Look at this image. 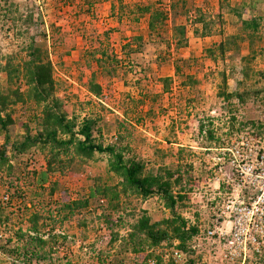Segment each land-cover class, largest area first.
Instances as JSON below:
<instances>
[{
    "label": "rangeland",
    "instance_id": "obj_1",
    "mask_svg": "<svg viewBox=\"0 0 264 264\" xmlns=\"http://www.w3.org/2000/svg\"><path fill=\"white\" fill-rule=\"evenodd\" d=\"M88 1L0 0L1 14L12 10L7 18L0 17V68L11 54L19 59L27 58L22 46L30 40L31 34H37L38 41L48 46L59 82L57 94L69 114L79 115V120L85 115L99 116L103 135L96 132L95 136L105 143L116 141L122 124L119 130L124 135L123 143L131 148V154L146 162L148 169L165 166L176 170L182 165L181 185L175 190L183 187L185 197L178 203L177 211L191 225L199 223L196 225L200 226L199 231L207 228L219 204L230 198L237 188L235 181L230 180L233 170L227 160L229 152L226 151L224 162L219 159L223 155L222 148L230 147L238 134H264V20L252 46L248 40L241 42L239 48L228 50L225 59L215 62L206 55V48L235 33L238 20L225 13L223 34L204 38L195 34L196 25L191 21L199 9L216 16L219 0H161L171 13L183 9L188 13L177 18L172 13L168 31L153 38L148 33L147 15L135 22L125 15L119 21V0L98 1L92 8ZM237 1L241 0L232 2ZM113 3L117 16L113 15ZM131 3L152 8L160 4L158 0H122L126 7ZM127 11L130 12V8ZM31 14L32 21L28 20ZM253 14H264V0H258L256 7H247L244 18ZM175 19L187 28L188 46L179 49L170 31ZM133 36L143 37L138 51L137 40L132 41V47L126 45ZM102 46L107 47L109 54L117 55L118 68L112 76L103 72L104 65L98 61L100 53H94L96 47ZM251 51L255 55L243 59ZM177 66L185 75H193L197 83L192 87L183 85L186 76L178 75ZM223 70H226L228 91L244 94V102L237 97L226 102L220 96L224 87ZM93 71L103 86L100 97H95L87 87ZM122 74H127L129 84ZM156 76H172L171 90L164 92ZM6 78V72L0 69L2 85ZM36 109L32 103H19L10 108L14 133L24 131V123ZM3 142L0 136V145ZM9 155L15 169L11 175L8 171L0 174V221H3L0 232L12 228L26 233L23 241H18L21 252L22 246L28 245V250L35 249V254L47 256L40 260L41 264H142L147 262L148 256L157 258L164 252L163 246L149 254L126 251L123 238L144 211L154 221L170 216V210L158 196L147 200L123 197L124 203L116 209L115 202L112 206L94 198L88 204L85 202L92 193L94 178L118 184L119 178L108 171L105 156L97 155L78 172L53 175L41 189L33 184V171L46 168L44 152L39 149L26 155L16 156L12 152ZM219 164L226 174L219 171ZM178 175L175 173V178ZM51 186L55 187L53 194H50ZM24 191L22 198L20 192ZM41 191L43 196L39 195ZM5 196L8 199H4ZM35 214L39 216L38 224L46 241L40 247L28 244ZM208 219L210 223L205 225ZM193 246H197L196 249ZM191 247L196 264H264V250L261 255L251 254L245 262H228L220 255L224 249L222 243L198 234ZM5 258L10 264L22 263V259L13 262L14 256L5 255ZM33 261L37 264L38 260L33 258Z\"/></svg>",
    "mask_w": 264,
    "mask_h": 264
},
{
    "label": "trees",
    "instance_id": "obj_2",
    "mask_svg": "<svg viewBox=\"0 0 264 264\" xmlns=\"http://www.w3.org/2000/svg\"><path fill=\"white\" fill-rule=\"evenodd\" d=\"M101 3L103 0H89L90 8L95 6V3ZM120 1V10L118 12L119 21L123 17H131L132 21H138L142 16H148V33L150 38L158 37L162 33L168 31V20L171 14L187 15L188 10L183 9L181 12L163 7L161 0L157 8L151 5L137 6L136 4H128V7ZM233 0H219V7L216 16H210L206 12L199 9L198 14L191 21L195 26V34L199 37H210L214 34H223L224 14L234 16L238 20L237 31L233 34L223 37L220 42H214L212 46L206 48V55L213 61L219 58L225 59L229 49L239 48L240 43L246 40L250 46L254 41L255 36H258L264 14H253L250 18H244L247 7H256L258 0H241L235 3ZM172 5L171 7H173ZM113 15L116 14V4L113 3ZM130 8V12L127 11ZM174 8V7H173ZM223 9L226 12H223ZM2 6L0 5V17L7 18L11 9L5 10V14H1ZM139 12V13H137ZM30 17V19H29ZM28 20L32 21V14ZM17 19V18H16ZM27 20V21H28ZM198 25V26H197ZM172 32L173 41L176 49L188 46L187 28L185 24L175 23L170 30ZM137 40L136 51L139 45H142V36H133L126 45H133L132 41ZM133 49V48H132ZM130 51H134V50ZM22 50L26 52L27 58L19 59L13 57V54L8 57L4 66H1V71L6 72L7 78L4 85L0 81V136L4 142L0 145V174L8 171V175L14 172L15 166L12 164L10 152L17 155H26L32 150H42L46 161V168L33 171V184L41 189H44L45 184L51 181L53 175L64 173L65 171H80L84 163L93 160L97 155H103L107 159V168L110 173L115 174L119 180L118 184H107L101 182L98 178H94L93 186H91V194L86 197L85 202L88 204L91 199L106 201L111 206L115 202V209L122 206L123 197H137L147 200L152 196H158L166 209L170 210V216L152 220L148 212L144 211L128 231L127 236H123L126 242L127 250L132 253H146V251L157 248L166 247L173 252L178 249L186 254L184 262H176L173 257L169 260H164L162 256L157 257L158 264H196V259L192 258L194 250L191 249V242L198 234L199 228L196 225H191L188 220L177 211L178 203L184 199L183 187L175 190L181 185L182 175L180 165L176 170L170 167L162 166L159 169H148L146 162L137 157L136 154H131V148L124 144V135L118 129L116 141L113 143H105L100 140L95 133L102 136V127L99 126V116L85 115L82 120H79V115H70L66 110L61 98L58 96L59 82L55 78V66L50 58L48 46L43 42H39L37 34H31L30 40L24 43ZM94 53H100L98 58L99 64L104 65L103 72L112 76L118 68L119 61L116 54H109L107 47L95 48ZM252 58L255 53L250 52L243 56V59ZM252 55V56H251ZM250 58V59H251ZM157 59V58H156ZM160 58H158L159 60ZM182 62V58H180ZM106 63V65L104 64ZM90 65V64H89ZM178 75H185L184 70L177 66ZM223 76V88L220 90V96L227 101H231L235 97L239 101H245L244 94L238 91H228L226 70L221 72ZM127 81V74H122ZM186 79L182 81L183 85L193 86L197 80L191 74H186ZM96 71L91 73L88 81V90L95 96L100 97L103 94V86L96 80ZM163 84L164 92L171 90V84L174 80L172 76H164L157 78ZM145 97L147 93L144 94ZM36 106L32 117L24 123V131L22 133H14L11 125L14 124V119L10 108L17 104ZM35 126H31L34 124ZM201 129H203L201 127ZM212 137V131H210ZM175 173L179 175L175 178ZM2 177V176H1ZM13 187V185H12ZM18 191V190H17ZM38 193V189L34 190ZM55 187L51 186L50 194H53ZM22 198L24 193L20 192ZM20 195V194H18ZM43 196L44 192H39ZM33 224L29 228L28 244L44 246L46 241L42 227L39 226V216L34 215ZM3 226V221H0ZM9 234L6 237L0 238V252L6 256H14L22 263L31 264L33 258L38 261L43 260L47 256H39L35 254L36 250H28V245L22 246L23 251H20L18 244L23 241L24 234L22 231L5 228ZM28 231V232H29ZM32 233V234H31ZM118 234L115 233V238ZM55 238V236H54ZM48 243V241H47ZM35 247V248H37ZM25 251V252H24ZM31 254V255H30ZM19 259V260H18ZM145 261V259H144ZM30 262V263H29ZM147 264V263H142Z\"/></svg>",
    "mask_w": 264,
    "mask_h": 264
},
{
    "label": "built area",
    "instance_id": "obj_3",
    "mask_svg": "<svg viewBox=\"0 0 264 264\" xmlns=\"http://www.w3.org/2000/svg\"><path fill=\"white\" fill-rule=\"evenodd\" d=\"M234 139L230 147L222 148L223 155L219 159L224 162L226 151L229 152L227 160L233 170L230 180L235 181L237 188L230 198L219 204L211 224L200 230L198 236L222 243V259L245 262L251 254L261 255L264 250V134L241 133ZM222 167L219 164V171L225 172ZM160 256L164 260L173 257L176 262L186 260L185 252L178 249L170 252L166 247ZM148 264H158L157 258L149 257Z\"/></svg>",
    "mask_w": 264,
    "mask_h": 264
},
{
    "label": "crops",
    "instance_id": "obj_4",
    "mask_svg": "<svg viewBox=\"0 0 264 264\" xmlns=\"http://www.w3.org/2000/svg\"><path fill=\"white\" fill-rule=\"evenodd\" d=\"M205 221H206L205 225H208V223H210V219L205 220ZM197 224H199V223H197ZM199 228H200V226H199ZM6 261H8L7 258H5V255L0 252V264H10V263H7ZM140 263H142V262H140ZM31 264H34V261L33 260L31 261ZM37 264H41L40 261L39 262L37 261Z\"/></svg>",
    "mask_w": 264,
    "mask_h": 264
},
{
    "label": "clouds",
    "instance_id": "obj_5",
    "mask_svg": "<svg viewBox=\"0 0 264 264\" xmlns=\"http://www.w3.org/2000/svg\"><path fill=\"white\" fill-rule=\"evenodd\" d=\"M200 229V228H199ZM6 233H8L7 231H4V230H2L1 232H0V238L1 237H6L7 235H6ZM199 233V232H198ZM157 248H162V247H157ZM156 249V248H155ZM151 250V249H150ZM149 251V250H148ZM148 251H146V253H148ZM149 254V253H148ZM149 257L150 256H148V259H149ZM147 264H148V260H147V262H146Z\"/></svg>",
    "mask_w": 264,
    "mask_h": 264
}]
</instances>
